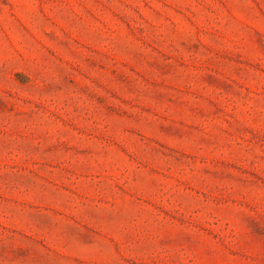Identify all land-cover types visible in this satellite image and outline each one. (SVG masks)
<instances>
[{
	"label": "rangeland",
	"instance_id": "obj_1",
	"mask_svg": "<svg viewBox=\"0 0 264 264\" xmlns=\"http://www.w3.org/2000/svg\"><path fill=\"white\" fill-rule=\"evenodd\" d=\"M0 264H264V0H0Z\"/></svg>",
	"mask_w": 264,
	"mask_h": 264
}]
</instances>
